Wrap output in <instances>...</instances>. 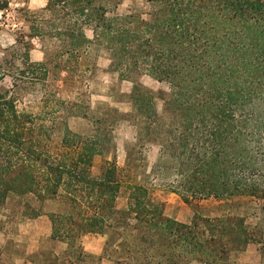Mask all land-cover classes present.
Returning <instances> with one entry per match:
<instances>
[{
  "label": "trees",
  "instance_id": "obj_1",
  "mask_svg": "<svg viewBox=\"0 0 264 264\" xmlns=\"http://www.w3.org/2000/svg\"><path fill=\"white\" fill-rule=\"evenodd\" d=\"M146 2L145 13L118 15L104 0H48L53 27L43 34L65 44L69 65L95 47L121 78L141 73L169 86L164 115L139 84L131 100L138 135L160 144L154 171L185 204L264 200V0ZM34 121L0 93V211L11 195L60 199L64 209L48 214L53 240L73 248L85 234L108 236L114 264H235L231 253L255 240L240 216L169 218L139 184L118 209L117 165L92 172L101 136L67 129L52 153Z\"/></svg>",
  "mask_w": 264,
  "mask_h": 264
},
{
  "label": "rangeland",
  "instance_id": "obj_2",
  "mask_svg": "<svg viewBox=\"0 0 264 264\" xmlns=\"http://www.w3.org/2000/svg\"><path fill=\"white\" fill-rule=\"evenodd\" d=\"M47 1L0 0V93L15 102L19 112L34 117L33 133L41 134L42 148L57 152L67 129L86 137L100 135L103 151L94 158L92 172L99 177L109 163L117 165L123 182L118 209L127 207L128 187L139 184L149 190L151 202L162 205L167 217L182 223H189L195 215L240 216L255 240L232 252L231 261L264 264V200L243 197L229 203L205 199L185 204L173 193L171 179L154 171L160 144L151 136L138 135L131 100L132 87L139 84L155 94L157 111L164 115L169 86L141 73L121 78L111 68L108 54L95 47L69 65L65 44L43 34L53 27L48 21L51 14L45 10ZM104 1L118 15L150 9L146 0ZM41 63L46 66V77L37 67ZM63 209L60 199L41 202L33 195H11L0 211V228L8 235L0 246V264H114L117 254L105 250L108 236L85 234L73 248L52 239L48 214ZM29 224L37 226L32 254H28L30 241L25 238Z\"/></svg>",
  "mask_w": 264,
  "mask_h": 264
},
{
  "label": "crops",
  "instance_id": "obj_3",
  "mask_svg": "<svg viewBox=\"0 0 264 264\" xmlns=\"http://www.w3.org/2000/svg\"><path fill=\"white\" fill-rule=\"evenodd\" d=\"M27 231H25V233L27 234L25 236L26 239H28L30 241V245L28 247L29 252L28 254H32L33 253V239L36 238L35 232L37 230V226H35L34 224H29L27 225ZM8 237V235H5L3 233V230L0 228V246L2 245V243L4 242L5 238ZM25 263V262H24ZM25 264H30V263H25Z\"/></svg>",
  "mask_w": 264,
  "mask_h": 264
}]
</instances>
